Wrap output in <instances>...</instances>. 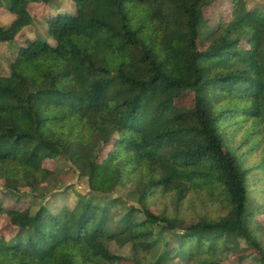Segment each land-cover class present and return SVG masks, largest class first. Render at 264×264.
Masks as SVG:
<instances>
[{"label":"trees","instance_id":"trees-1","mask_svg":"<svg viewBox=\"0 0 264 264\" xmlns=\"http://www.w3.org/2000/svg\"><path fill=\"white\" fill-rule=\"evenodd\" d=\"M8 1L0 42L38 3L53 43L26 39L0 72V264H264V2ZM86 160L71 202L66 167Z\"/></svg>","mask_w":264,"mask_h":264},{"label":"rangeland","instance_id":"rangeland-1","mask_svg":"<svg viewBox=\"0 0 264 264\" xmlns=\"http://www.w3.org/2000/svg\"><path fill=\"white\" fill-rule=\"evenodd\" d=\"M219 0H207L209 6L208 8L210 9L211 6H213L215 3H217ZM257 2H264V0H256ZM32 4V3H31ZM8 5H9V1L8 0H0V22L1 23H8L9 21H11V19L14 17V14L11 13L8 9ZM48 7V6H47ZM58 10H65V11H73L74 10V3L72 0H59L58 2V6H56ZM29 10L31 11V13L34 15L33 16V24L27 26L24 30L21 31V33L16 37V39L12 42H0V57L2 59V64L0 66V72L3 74H7L8 73V63L10 62V60L12 59V57H14L13 55L15 54L16 51V47L18 45H21L24 43V41L26 39H35V38H40L41 40L53 43V39L47 34V25L46 22L43 21L44 19V14L45 11L42 9L41 4L37 5H31ZM105 137L106 139H110L113 137H117V133L114 131H106L105 132ZM101 151V159L105 160L108 156L109 151L111 150L110 148V144L106 145V148H104V146L99 149ZM92 159V158H90ZM89 159V160H90ZM89 160L86 161H78V163L76 162V167L77 169L74 171V168H68L66 167L67 170V174L64 176L65 179V183L67 184H74V187L71 189L70 192V201L73 202L76 198L75 196V192H80V193H86L88 186H87V181H86V177H87V167H88V162ZM65 169V168H63ZM60 179V178H59ZM62 180V179H60ZM60 180H55L52 181L50 183L52 189L54 191H60L63 189L62 186V181ZM22 191H29L28 188H24L22 189ZM115 195L119 196L120 200L126 204V202H135V197H133L132 195L128 194L127 190L124 189L123 187H118L115 191ZM29 197V196H28ZM34 203L35 205H37L39 203V199H35V198H31L29 197ZM125 201V202H124ZM61 203V200L58 198L57 200L52 199L51 196L46 197L43 200V204L46 205L49 209L51 210H55L57 208V206ZM29 206L27 199L26 201L20 206L21 211L23 213H25V211L27 210V207ZM6 216L5 215H1L0 216V232L4 233V229L2 227V225L4 224V222L6 221ZM257 221H260L263 224V228H264V216H259L257 217ZM162 245L157 246V248H155L153 250V252L150 255V258L153 260H156L158 255L162 252ZM110 249L112 250V252L117 253V254H121V255H129V248L128 245L124 246V247H119L118 245H116L115 242H111L110 243ZM178 264H182V262H180L178 259H176ZM167 264V263H165Z\"/></svg>","mask_w":264,"mask_h":264},{"label":"crops","instance_id":"crops-1","mask_svg":"<svg viewBox=\"0 0 264 264\" xmlns=\"http://www.w3.org/2000/svg\"><path fill=\"white\" fill-rule=\"evenodd\" d=\"M35 4L38 5V3H32V4L30 3V4H29V8H30L31 5H35ZM39 5H40V4H39ZM41 7H42V9H43L44 11H48V7H47L45 4H41ZM44 14H45V13H44ZM44 14H42V15H44ZM32 15H33V14H32ZM33 16H34V15H33ZM43 21H44V19H43ZM34 23H35V22H33L32 24L34 25Z\"/></svg>","mask_w":264,"mask_h":264}]
</instances>
